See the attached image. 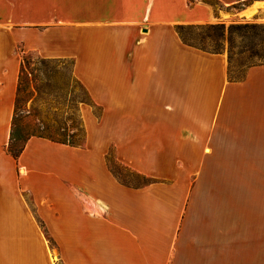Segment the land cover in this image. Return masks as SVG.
I'll use <instances>...</instances> for the list:
<instances>
[{
  "label": "crops",
  "instance_id": "obj_1",
  "mask_svg": "<svg viewBox=\"0 0 264 264\" xmlns=\"http://www.w3.org/2000/svg\"><path fill=\"white\" fill-rule=\"evenodd\" d=\"M214 1L0 0V264H264V62L232 79L177 31L247 0ZM29 52L89 101L80 144L14 158Z\"/></svg>",
  "mask_w": 264,
  "mask_h": 264
},
{
  "label": "rangeland",
  "instance_id": "obj_2",
  "mask_svg": "<svg viewBox=\"0 0 264 264\" xmlns=\"http://www.w3.org/2000/svg\"><path fill=\"white\" fill-rule=\"evenodd\" d=\"M210 2L219 6L214 0ZM254 3L258 4L256 11L246 15L244 11ZM237 8L221 21L183 25L180 29L186 42L208 51L224 52L232 79L242 78L248 66L264 62V0H247ZM88 101L85 89L72 74L70 60L23 53L12 116L15 139L11 149L20 148L31 136L80 144L83 127L79 108ZM112 168L123 173L114 164Z\"/></svg>",
  "mask_w": 264,
  "mask_h": 264
},
{
  "label": "trees",
  "instance_id": "obj_3",
  "mask_svg": "<svg viewBox=\"0 0 264 264\" xmlns=\"http://www.w3.org/2000/svg\"><path fill=\"white\" fill-rule=\"evenodd\" d=\"M180 29H181V27H178V28H177V31H178L179 35L181 36V30H180ZM184 42H186V41L184 40ZM186 43H188V42H186ZM188 44L193 45L192 43H188ZM195 46H196V45H195ZM202 49H203V48H202ZM205 50H206V49H205ZM20 73H21V68H20ZM19 76H20V74H19ZM12 124H13V118H12V121H11V130H10L9 142H8L7 147H6V148H7L6 151H7V153L10 154L12 157L17 158L18 155L20 154V152L22 151L23 145H24V143H25V141H26L27 139L24 141V143L21 145L20 148H18V149H16V150H12V149H11L12 141H13V139H15V136H14V128L12 127Z\"/></svg>",
  "mask_w": 264,
  "mask_h": 264
},
{
  "label": "bare ground",
  "instance_id": "obj_4",
  "mask_svg": "<svg viewBox=\"0 0 264 264\" xmlns=\"http://www.w3.org/2000/svg\"><path fill=\"white\" fill-rule=\"evenodd\" d=\"M256 8H257V4H254L252 6H250L247 11L245 12L246 15H251L253 14L255 11H256ZM248 17V16H247Z\"/></svg>",
  "mask_w": 264,
  "mask_h": 264
}]
</instances>
